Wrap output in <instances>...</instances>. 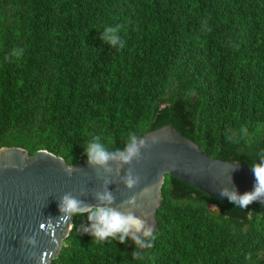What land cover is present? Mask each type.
I'll use <instances>...</instances> for the list:
<instances>
[{"label": "trees", "instance_id": "1", "mask_svg": "<svg viewBox=\"0 0 264 264\" xmlns=\"http://www.w3.org/2000/svg\"><path fill=\"white\" fill-rule=\"evenodd\" d=\"M117 26L119 50L100 39ZM163 126L212 159L264 162V0H0V149L76 166L91 143L116 155ZM155 218L146 249L74 216L51 264H264L259 204L166 175Z\"/></svg>", "mask_w": 264, "mask_h": 264}, {"label": "water", "instance_id": "2", "mask_svg": "<svg viewBox=\"0 0 264 264\" xmlns=\"http://www.w3.org/2000/svg\"><path fill=\"white\" fill-rule=\"evenodd\" d=\"M134 143L137 157L124 162L119 154L106 152L110 159L103 165L71 166L47 151L28 156L20 148H1L0 264H51L58 258L72 224V218L58 210L66 194L85 206L132 214L155 230L166 175L227 202L222 193L242 195L256 183L252 169L210 158L171 126L148 132ZM129 177L137 181L132 187L126 183ZM145 188L151 189L148 195L143 194ZM105 193L113 197L111 204L98 200ZM253 203L264 207V198ZM137 235L143 237L142 232L129 234Z\"/></svg>", "mask_w": 264, "mask_h": 264}, {"label": "clouds", "instance_id": "3", "mask_svg": "<svg viewBox=\"0 0 264 264\" xmlns=\"http://www.w3.org/2000/svg\"><path fill=\"white\" fill-rule=\"evenodd\" d=\"M119 31V26L112 28L106 27L104 34H101L100 39L112 47H116L118 50L124 47L125 42L121 41L117 47L118 37L113 34L108 36L109 32L115 33ZM15 52V50H14ZM13 52V53H14ZM136 137L133 135L130 137L126 148V154L124 151L119 152V156L124 162H129L134 157L139 154V147L134 143ZM145 140H140V145L145 144ZM85 154L88 159V163L95 165H103L109 159V155L106 154L104 146L99 143H91L86 149ZM252 171L255 176V185L253 191L246 192L242 195H238L236 192L232 193H222V195H227L230 202L234 203L241 209H246L254 201L261 200L264 198V162L260 164H254ZM137 181L129 177L126 181L128 187H132ZM150 188H145L143 190L144 195L150 193ZM98 200L105 205L111 204L113 197L109 193H105L98 197ZM58 210L62 216L71 219L74 216L87 214L88 221L90 222V227L84 229L93 238L104 241L106 239H119V242L123 244L125 238L131 233H141L144 238H150L151 242L145 243L140 236H133V242L139 248L150 249L155 240L153 235V227H145V221L135 218L132 214H123L118 210L104 206V207H89L83 205L82 201L72 197L70 194L64 195L58 205ZM43 227V225H41ZM34 242V241H33ZM134 258L142 259L143 256L138 252L133 253Z\"/></svg>", "mask_w": 264, "mask_h": 264}, {"label": "rangeland", "instance_id": "4", "mask_svg": "<svg viewBox=\"0 0 264 264\" xmlns=\"http://www.w3.org/2000/svg\"><path fill=\"white\" fill-rule=\"evenodd\" d=\"M212 209H215V208L212 207Z\"/></svg>", "mask_w": 264, "mask_h": 264}]
</instances>
